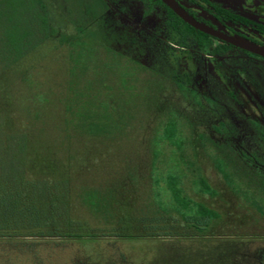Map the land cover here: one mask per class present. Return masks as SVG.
Listing matches in <instances>:
<instances>
[{
  "label": "rangeland",
  "instance_id": "1",
  "mask_svg": "<svg viewBox=\"0 0 264 264\" xmlns=\"http://www.w3.org/2000/svg\"><path fill=\"white\" fill-rule=\"evenodd\" d=\"M145 11L0 0V185L41 188L53 234L0 238V264H264V64Z\"/></svg>",
  "mask_w": 264,
  "mask_h": 264
},
{
  "label": "flooded vegetation",
  "instance_id": "2",
  "mask_svg": "<svg viewBox=\"0 0 264 264\" xmlns=\"http://www.w3.org/2000/svg\"><path fill=\"white\" fill-rule=\"evenodd\" d=\"M145 7V15L151 16L155 9L162 11L164 29L163 32L173 33V20L171 11L183 20L168 4L163 0H133ZM180 6L186 14L195 20L202 27L210 30L218 36L206 34L199 29L191 26L179 24V34L182 30H187L193 35L192 43L196 41L198 33L208 36L209 42H215L219 46L220 56L224 58L223 63H240L241 53H246L264 64V56H259L237 47L219 36L230 38L246 44L250 47L264 52V0H173ZM198 45V44H196ZM166 46V45H165ZM190 46V44H189ZM189 46H178L179 50H189ZM192 47V46H191ZM229 60V61H227ZM262 69V68H261Z\"/></svg>",
  "mask_w": 264,
  "mask_h": 264
},
{
  "label": "trees",
  "instance_id": "3",
  "mask_svg": "<svg viewBox=\"0 0 264 264\" xmlns=\"http://www.w3.org/2000/svg\"><path fill=\"white\" fill-rule=\"evenodd\" d=\"M39 12V11H38ZM172 16L178 20L181 24L188 26L183 20H181L175 13L171 11ZM39 19V27L38 31L40 33H44V37L54 36L57 33V30L53 27L52 24L49 23L46 15H40L38 13ZM173 20L172 30L176 38V45L178 46H189L190 42L193 40V35L187 30H182L181 34H179L178 28L179 24ZM52 25V26H51ZM34 33H23L22 37L19 38V41H16L15 44L18 47L22 45L24 41V37L29 35H33ZM208 36L203 33H198V37L196 42L203 46L207 44ZM262 139L264 140V135H262ZM224 177L228 180L229 176L224 171H221ZM12 190H2V186L0 185V238H4L7 236H41V235H53L48 234V230L51 227L52 223V215L51 212H46L47 208L44 204H37V202H42V199L46 198V195L42 192V189H39L37 194H30L25 192H18L17 185L12 186ZM209 189V188H208ZM208 212L206 213L205 219L213 216L214 212L206 209ZM208 214V216H207ZM206 225V224H205ZM68 225L65 224L64 227L59 229L67 230ZM56 235H63L62 233Z\"/></svg>",
  "mask_w": 264,
  "mask_h": 264
},
{
  "label": "water",
  "instance_id": "4",
  "mask_svg": "<svg viewBox=\"0 0 264 264\" xmlns=\"http://www.w3.org/2000/svg\"><path fill=\"white\" fill-rule=\"evenodd\" d=\"M166 4H168L185 22H187L188 24H190L191 26L199 29L200 31L206 33V34H210V35H213V36H218L216 34H214L213 32H211L210 30L202 27L200 24H198L195 20H193L188 14H186L184 12V10L178 6L173 0H163ZM220 38L224 39L225 41L237 46V47H240L248 52H251V53H254L256 55H259V56H264V52L263 51H260L258 49H255L253 47H250L246 44H243L241 42H238L236 40H233V39H230V38H226V37H222V36H219Z\"/></svg>",
  "mask_w": 264,
  "mask_h": 264
}]
</instances>
